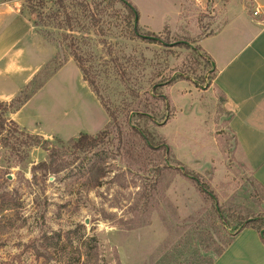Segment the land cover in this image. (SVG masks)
I'll list each match as a JSON object with an SVG mask.
<instances>
[{
  "label": "rangeland",
  "instance_id": "1",
  "mask_svg": "<svg viewBox=\"0 0 264 264\" xmlns=\"http://www.w3.org/2000/svg\"><path fill=\"white\" fill-rule=\"evenodd\" d=\"M124 1L136 27L118 0L24 1L32 60L54 57L0 102V264H212L247 221L264 235V190L214 128L195 41L219 25L207 48L237 50L240 4L222 18L225 0Z\"/></svg>",
  "mask_w": 264,
  "mask_h": 264
},
{
  "label": "crops",
  "instance_id": "2",
  "mask_svg": "<svg viewBox=\"0 0 264 264\" xmlns=\"http://www.w3.org/2000/svg\"><path fill=\"white\" fill-rule=\"evenodd\" d=\"M24 1L0 0V102L12 100L16 90L18 93L25 88L46 61L54 57L52 52L46 59L32 60L41 53L44 44L38 42L32 15L23 9ZM225 1L222 18L226 8L230 10L229 4H240L239 18L245 21V26L238 34L243 44L237 45L232 53L229 41V46L223 47V55H214L206 42L220 37L219 25L213 32L195 39L213 67L211 83L204 93L213 91L220 95L221 111L216 113L214 128L234 138L253 181L264 190V0ZM260 233L253 227L238 229L212 264H264V237Z\"/></svg>",
  "mask_w": 264,
  "mask_h": 264
},
{
  "label": "trees",
  "instance_id": "3",
  "mask_svg": "<svg viewBox=\"0 0 264 264\" xmlns=\"http://www.w3.org/2000/svg\"><path fill=\"white\" fill-rule=\"evenodd\" d=\"M118 1H121L125 5V7L130 11V14H131V16H133L134 19H135V17L138 18L137 10L132 8L131 5L127 1H124V0H118ZM146 41L154 43V41L152 39H146ZM76 61H77V59H76ZM80 69H81V67H80ZM24 103H22V105H24ZM26 138L28 139V141L24 142L22 144L26 145L27 147L43 146L44 144H46V142L41 140L38 136L31 137V136L27 135ZM95 140H96L95 138H93V137H91L89 135H81L79 137L78 141L76 142V145H78V147H79L78 149L79 150L86 151V149L90 148L91 146H93L95 144ZM0 141H2L4 144H8V140H6L5 138H0ZM11 149L15 150L14 147H11ZM42 165L44 166V164H42ZM253 223H254L253 221H247L245 223V225H243V227L244 228L245 227H253V228H255L252 225ZM258 231H261V230H258ZM263 237H264V235H263ZM80 258H81V256H80ZM87 263H89L88 259H86L85 263H83V264H87Z\"/></svg>",
  "mask_w": 264,
  "mask_h": 264
},
{
  "label": "water",
  "instance_id": "4",
  "mask_svg": "<svg viewBox=\"0 0 264 264\" xmlns=\"http://www.w3.org/2000/svg\"><path fill=\"white\" fill-rule=\"evenodd\" d=\"M137 22H138V18L135 17V20H134V27H136ZM151 39L155 40V38H151ZM260 235H261V236L263 235V231H261Z\"/></svg>",
  "mask_w": 264,
  "mask_h": 264
},
{
  "label": "built area",
  "instance_id": "5",
  "mask_svg": "<svg viewBox=\"0 0 264 264\" xmlns=\"http://www.w3.org/2000/svg\"><path fill=\"white\" fill-rule=\"evenodd\" d=\"M255 15H256V12H255Z\"/></svg>",
  "mask_w": 264,
  "mask_h": 264
}]
</instances>
